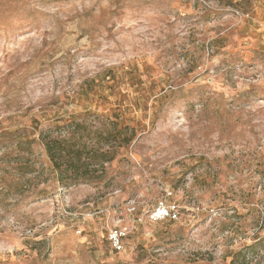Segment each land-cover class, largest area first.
Instances as JSON below:
<instances>
[{
	"label": "rangeland",
	"instance_id": "1",
	"mask_svg": "<svg viewBox=\"0 0 264 264\" xmlns=\"http://www.w3.org/2000/svg\"><path fill=\"white\" fill-rule=\"evenodd\" d=\"M70 113L94 181L38 137ZM0 264H264V0H0Z\"/></svg>",
	"mask_w": 264,
	"mask_h": 264
},
{
	"label": "trees",
	"instance_id": "2",
	"mask_svg": "<svg viewBox=\"0 0 264 264\" xmlns=\"http://www.w3.org/2000/svg\"><path fill=\"white\" fill-rule=\"evenodd\" d=\"M113 78L110 76V79ZM79 97H83L82 93ZM85 124L84 117L70 113L54 118L52 124L38 134L60 183L94 181L100 177L97 167L103 170L104 163L113 158L115 146L103 149L91 144L87 138L92 131L89 129L85 132ZM111 124L112 128L105 135H114L118 139V147L135 136V130L129 128L128 124L118 126L116 119ZM93 133L98 132L94 130Z\"/></svg>",
	"mask_w": 264,
	"mask_h": 264
},
{
	"label": "built area",
	"instance_id": "3",
	"mask_svg": "<svg viewBox=\"0 0 264 264\" xmlns=\"http://www.w3.org/2000/svg\"><path fill=\"white\" fill-rule=\"evenodd\" d=\"M152 218L154 219H159V218H164V217H176V210H175V205H166L163 202H159V205L156 206V208L153 210L151 213ZM112 240L114 245L118 246L119 245V239L114 233L112 235Z\"/></svg>",
	"mask_w": 264,
	"mask_h": 264
}]
</instances>
